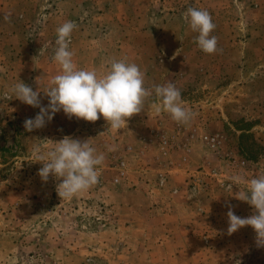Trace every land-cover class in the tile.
Masks as SVG:
<instances>
[{"label":"rangeland","instance_id":"obj_1","mask_svg":"<svg viewBox=\"0 0 264 264\" xmlns=\"http://www.w3.org/2000/svg\"><path fill=\"white\" fill-rule=\"evenodd\" d=\"M189 7L210 12L216 53L199 49ZM66 21L76 24L78 68L127 58L146 87L174 83L195 117L184 125L155 113L153 91L119 131L61 110L27 132L39 108L9 90L20 81L39 88L47 106ZM65 136L91 138L105 160L96 185L61 200L32 149ZM236 174H264V0H0V264H264L250 226L227 233L228 205L253 213L235 198L246 190L232 186Z\"/></svg>","mask_w":264,"mask_h":264},{"label":"clouds","instance_id":"obj_2","mask_svg":"<svg viewBox=\"0 0 264 264\" xmlns=\"http://www.w3.org/2000/svg\"><path fill=\"white\" fill-rule=\"evenodd\" d=\"M184 19L190 29L198 33L195 40L199 49L206 54L216 53L218 39L211 35L216 25L210 12L189 7L184 13ZM5 20H9V17L5 16ZM75 28L73 21H66L56 29L57 47L53 60L59 65L60 72L50 79L42 92L48 98L47 106H42L39 88L34 91L20 81L9 90L15 99L39 108L34 118L24 121L27 132L45 127L61 110L69 119L75 117L78 120L96 122L103 117L110 129L119 131L127 128L129 118L145 109V101L153 95V91L159 100V103L151 105L155 113L166 112L173 121L184 125L195 117L196 113L185 106L181 92L174 83L146 87L144 72L139 65L129 62L127 58L109 59L103 71L78 68L73 61L75 54L69 47ZM5 96H9V93L6 92ZM90 139L82 141L65 136L54 142V147L47 151H43L39 145L33 146L34 162L42 164L38 171L39 177L47 182L51 175L59 181L56 192L61 200L72 199L99 181V166L103 164L105 154L98 152ZM231 181L232 186L246 184V190L236 192L235 198L250 205L253 213L248 217H240L228 205L227 233L231 235L250 226L255 232L257 247H264V174L250 180L236 174L231 177Z\"/></svg>","mask_w":264,"mask_h":264}]
</instances>
